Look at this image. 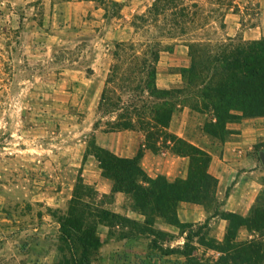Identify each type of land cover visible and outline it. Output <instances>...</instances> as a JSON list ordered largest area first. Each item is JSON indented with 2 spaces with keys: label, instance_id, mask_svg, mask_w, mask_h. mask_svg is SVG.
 <instances>
[{
  "label": "rangeland",
  "instance_id": "rangeland-1",
  "mask_svg": "<svg viewBox=\"0 0 264 264\" xmlns=\"http://www.w3.org/2000/svg\"><path fill=\"white\" fill-rule=\"evenodd\" d=\"M153 1L0 0V264H75L60 239L59 220L77 186L81 190L79 179L94 135L110 119L104 117L97 129L104 88H116L114 98L121 95L125 103L133 99L142 111L141 99L148 93L124 89L123 75L133 71L139 81L153 65L154 49H160V60L177 45L200 37L205 42L208 37L224 41L225 14L237 10V0H178L159 20L149 15L146 22L136 20L140 25L136 27L135 15L147 11ZM68 2L84 7L78 12L79 8L69 9ZM62 7L69 16L56 19L54 14ZM179 20L184 30H170ZM118 24L128 27L131 37H107L108 27ZM239 41L240 37L233 38V43ZM142 59H147L145 67ZM189 59L190 65V55ZM173 68L177 73L173 87H185L183 67ZM97 78L103 81L101 91ZM186 104L176 110L181 111L187 132L203 134L213 112ZM259 146L264 150V142ZM258 196V205L264 207V186ZM94 197L103 206L114 199L100 193ZM129 202L138 209L133 196ZM148 215L142 222L136 220L139 225L114 223L109 232L98 224L102 245L89 251L91 264H264V223L250 230L252 236L235 235L236 241H254L256 253L248 259L236 243L229 250L224 239L210 235L206 222L179 224L174 232L153 219L146 224L145 219L152 217ZM81 252L77 247L79 261Z\"/></svg>",
  "mask_w": 264,
  "mask_h": 264
},
{
  "label": "trees",
  "instance_id": "trees-1",
  "mask_svg": "<svg viewBox=\"0 0 264 264\" xmlns=\"http://www.w3.org/2000/svg\"><path fill=\"white\" fill-rule=\"evenodd\" d=\"M177 1L154 0L147 11L135 15V21L146 22L149 15L153 20H159L157 17L171 7H176ZM135 21L133 24L140 27ZM173 24L170 30H184L183 20L174 21ZM202 27L203 25H200V28ZM202 40L200 37L187 43L191 63L182 69L185 87L157 86L160 49L152 51L153 65H149L150 71L140 76L139 81L133 71L130 75H123L126 84L122 86L124 89L141 92L144 96L148 93L141 99L142 111L133 99L130 103H125L121 95L114 98L112 93L116 88L109 89L107 85L102 92L99 103L101 117L97 120V129L102 119L109 117L110 119L104 122V132L137 130L142 133L143 140L137 155L125 158L99 146L93 137L91 153L97 157L103 174L114 180L115 190L131 193L135 207L146 215L152 214L151 219H145V223L149 225L153 223L155 216H161L176 225L189 224L181 223L177 218V205L181 200L209 207L215 199L218 179L208 171L211 154L169 128L178 105L191 103L195 109L200 105L211 110L215 121L212 118L206 130L219 137L225 133V124L229 120L264 115V38L241 40L236 44L233 43L232 37H225L224 41L217 42H213L210 37L207 42ZM143 53L146 55V52ZM134 58L137 61L138 55H134ZM141 61L145 67L147 59ZM116 75V71H113V76ZM110 81L109 79L108 82ZM181 96L184 99L179 102ZM146 147L160 153L188 155L191 158L188 177L175 180H169L163 175L150 177L140 165ZM78 185L81 190H78L77 186L72 193L68 211L60 217V239L69 248L75 264H91L89 251L102 245L96 233L98 224L111 227L120 221L134 225L140 223L97 203L94 195L99 194L98 191L86 184L81 177ZM259 202L260 196L257 197L248 217L234 213L225 214L230 220V227L223 239L227 242L229 250L234 249L236 243L237 247L242 249L240 254L248 259L256 253L254 241H236L235 235L241 225H246L249 230H258L264 223V207H260ZM77 247H82L81 261L76 259ZM224 249L226 246L220 247L222 252L226 251Z\"/></svg>",
  "mask_w": 264,
  "mask_h": 264
},
{
  "label": "crops",
  "instance_id": "crops-1",
  "mask_svg": "<svg viewBox=\"0 0 264 264\" xmlns=\"http://www.w3.org/2000/svg\"><path fill=\"white\" fill-rule=\"evenodd\" d=\"M237 10L228 11L224 17L222 33L226 37H240L243 41H252L264 38V0H237ZM250 4V5H247ZM67 7L79 8L84 5L66 3ZM255 11V13L253 11ZM68 14L63 7L54 14L60 20ZM50 16L47 17V22ZM109 38L126 39L131 37L128 27H108ZM190 59L188 45L179 44L173 52L162 55L158 63L156 83L159 88H171L177 81V73L173 66L187 67ZM103 81L97 78V90L101 91ZM186 108L183 109V112ZM174 111L170 130L182 136L192 143L203 148L211 154L208 171L218 179L215 188V199L211 202L212 207L197 202L181 200L177 205V218L181 223L195 224L203 222L210 226L209 233L217 239H223L230 220L225 214L234 213L242 217H248L256 203L257 197L264 186V168L257 153L264 142V117L246 116L229 120L225 124V133L215 136L203 130V134L187 132V127L182 120L181 111ZM212 119V118H211ZM210 119V120H211ZM215 121V119H212ZM96 143L109 149L116 155L132 158L137 155L143 140V135L137 130H120L104 132L99 131L94 135ZM191 158L188 155H176L160 153L145 148L140 159V165L150 177L163 175L169 180L185 179L189 175ZM82 180L86 184L95 186L101 195H112L113 202L105 208L128 216L129 218L144 221L145 214L130 206L132 194L115 190V182L112 178L103 174L97 157L90 153L86 157L83 167ZM155 224L165 230L176 231L177 225L166 221L161 216H156ZM102 225V224H101ZM105 225V224H104ZM107 232H109V226ZM241 235L252 236L246 225L238 228Z\"/></svg>",
  "mask_w": 264,
  "mask_h": 264
},
{
  "label": "water",
  "instance_id": "water-1",
  "mask_svg": "<svg viewBox=\"0 0 264 264\" xmlns=\"http://www.w3.org/2000/svg\"><path fill=\"white\" fill-rule=\"evenodd\" d=\"M259 157H260L261 162H262V164H263V166H264V150H261V151L259 152Z\"/></svg>",
  "mask_w": 264,
  "mask_h": 264
}]
</instances>
